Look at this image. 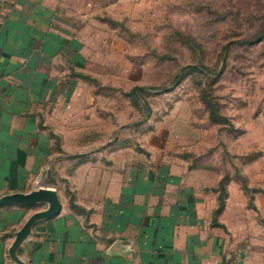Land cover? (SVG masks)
Wrapping results in <instances>:
<instances>
[{
	"label": "crops",
	"instance_id": "obj_1",
	"mask_svg": "<svg viewBox=\"0 0 264 264\" xmlns=\"http://www.w3.org/2000/svg\"><path fill=\"white\" fill-rule=\"evenodd\" d=\"M41 1L0 0V198L53 188L62 211L38 221L12 251L27 220L49 205L0 206V264H264V172L242 171L252 156H232V169L215 179L190 160L187 166L169 161L163 131L151 141L162 152L158 172L145 176L146 160L126 134L105 141L91 137L85 145L91 152L81 158L96 170L84 172L75 199L60 191L57 178L63 174L50 171L53 144L45 123L68 97L51 84L82 83L76 67L92 63L97 51L93 55L92 46H85L84 54V46L59 31L62 13L54 15ZM58 120L61 126L64 119ZM142 125L135 129L139 135ZM83 131L75 133L76 145L89 140L82 139ZM198 132L186 125L181 136ZM197 140L174 148L190 151ZM209 160L202 156L199 164L207 167Z\"/></svg>",
	"mask_w": 264,
	"mask_h": 264
},
{
	"label": "rangeland",
	"instance_id": "obj_2",
	"mask_svg": "<svg viewBox=\"0 0 264 264\" xmlns=\"http://www.w3.org/2000/svg\"><path fill=\"white\" fill-rule=\"evenodd\" d=\"M41 2L54 15L62 13L59 31L84 46V54L85 46H92L93 55L97 51L92 63H82L84 55L76 67L82 83L51 84L68 97L45 123L53 144L50 171L61 170L56 185L67 199H75L84 186V172L96 170L81 158L91 152L85 146L91 137L105 141L126 134L146 160L145 176L157 170L156 156L162 152L151 141L163 131L172 163L180 159L187 166L190 160L200 173L213 172L219 179L232 169V156L243 154L255 158L242 166L244 174L264 172V38L244 43L264 34V0ZM185 124L201 132L181 136ZM138 125L145 128L141 135L135 132ZM79 130H84L82 139L89 138L83 146L74 139ZM195 139L190 151L174 148ZM202 156L210 157L207 167L199 164ZM79 166L86 168L78 171Z\"/></svg>",
	"mask_w": 264,
	"mask_h": 264
},
{
	"label": "water",
	"instance_id": "obj_3",
	"mask_svg": "<svg viewBox=\"0 0 264 264\" xmlns=\"http://www.w3.org/2000/svg\"><path fill=\"white\" fill-rule=\"evenodd\" d=\"M38 204H48L47 209L35 212L25 223L16 236L12 246L14 251L30 234L32 227L41 220L50 219L62 211V203L57 190L53 188H38L29 193H14L0 198V206L21 205L33 207Z\"/></svg>",
	"mask_w": 264,
	"mask_h": 264
},
{
	"label": "trees",
	"instance_id": "obj_4",
	"mask_svg": "<svg viewBox=\"0 0 264 264\" xmlns=\"http://www.w3.org/2000/svg\"><path fill=\"white\" fill-rule=\"evenodd\" d=\"M262 38H264V34L261 35L259 38L253 40V41H245L244 43H246V44H248V43H249V44H253V43L256 42V41L261 40ZM194 69H197V67L194 66ZM137 90H138V89H137Z\"/></svg>",
	"mask_w": 264,
	"mask_h": 264
}]
</instances>
